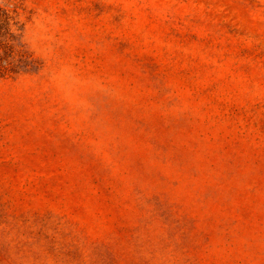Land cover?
Instances as JSON below:
<instances>
[{
    "label": "rangeland",
    "instance_id": "1",
    "mask_svg": "<svg viewBox=\"0 0 264 264\" xmlns=\"http://www.w3.org/2000/svg\"><path fill=\"white\" fill-rule=\"evenodd\" d=\"M0 264H264V0H0Z\"/></svg>",
    "mask_w": 264,
    "mask_h": 264
}]
</instances>
